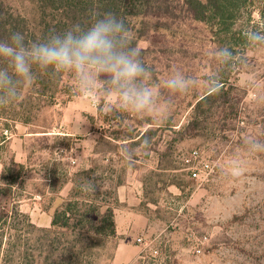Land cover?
Wrapping results in <instances>:
<instances>
[{"label": "rangeland", "instance_id": "374dc122", "mask_svg": "<svg viewBox=\"0 0 264 264\" xmlns=\"http://www.w3.org/2000/svg\"><path fill=\"white\" fill-rule=\"evenodd\" d=\"M4 1L16 13L35 17V0ZM258 7L248 9L236 28L264 31ZM134 34L153 109L121 108L117 92L105 95L100 81L108 77L101 75L90 93L57 101L28 123L0 118V184L9 189L0 212L15 207L33 215L37 227L50 228L45 220L70 199L74 174L94 165L108 189L122 181L136 194L132 207L148 222L142 234L161 252H144L134 264H264V151L254 152L250 143H264V43L228 41L212 24L187 19L139 18ZM221 48L230 49L231 58L217 55ZM177 72L188 80L185 93L166 86ZM225 75L230 86L201 102ZM103 103L113 105V114L101 111ZM144 138L151 143L147 151ZM193 149L210 162L207 181L187 173ZM125 150L134 154L133 167ZM236 164L245 171L233 178L229 171ZM203 236L208 242L197 252L196 238ZM119 243L117 235L105 241L101 264H113Z\"/></svg>", "mask_w": 264, "mask_h": 264}, {"label": "trees", "instance_id": "16d2710c", "mask_svg": "<svg viewBox=\"0 0 264 264\" xmlns=\"http://www.w3.org/2000/svg\"><path fill=\"white\" fill-rule=\"evenodd\" d=\"M256 3L261 23H264V0H35L33 19L16 13L0 0V40L7 39L13 32H21L26 43L31 44L52 30L63 32L76 23L86 29L97 14L113 12L124 20L136 47L139 37L134 34V22L139 18L187 19L212 24L228 41L235 38L245 41L249 28H236V25ZM5 66L6 62L0 61V67ZM34 72V83L21 90L20 99L0 106V118L28 123L34 113L54 106L57 101L67 103L80 94L78 80L68 71L44 73L34 67ZM229 83V75L223 76L216 86L219 91H212L201 102L217 99ZM96 172L93 165L74 174L70 199L54 210L50 228L37 227L15 207L10 211L2 210L0 264H101L105 241L117 235L114 206L119 201L116 190L108 189L106 179L95 176ZM88 180H94L97 185L93 193L86 190ZM6 184L10 185L5 183L4 186ZM120 185L122 181L116 184ZM8 190L0 184V198L6 196Z\"/></svg>", "mask_w": 264, "mask_h": 264}, {"label": "clouds", "instance_id": "9594fccd", "mask_svg": "<svg viewBox=\"0 0 264 264\" xmlns=\"http://www.w3.org/2000/svg\"><path fill=\"white\" fill-rule=\"evenodd\" d=\"M247 38L264 43V31H252ZM217 55L228 59L232 52L221 48ZM0 61L7 65L0 67V106L20 99L21 90L36 79L35 67L44 73L68 71L78 80L79 91L85 94L93 90L101 75H106L108 79L100 81L105 86V95L117 92L121 108L137 113L153 109V91L142 83L148 69L141 58V50L133 46L124 20L113 12L97 14L86 29L76 23L63 32L52 30L31 44L26 43L23 33L13 32L7 39L0 40ZM166 86L174 93H185L188 80L177 72L166 81ZM213 91H219V87H214ZM101 111L111 115L114 107L111 103H103ZM166 115L162 113L156 121L162 122ZM250 143L254 152L264 151V143ZM141 146L147 151L150 140L144 138ZM124 158L129 167L134 166L131 151L125 150ZM244 171L236 164L230 168L229 175L238 178ZM96 186L94 180H88L86 190L93 193Z\"/></svg>", "mask_w": 264, "mask_h": 264}, {"label": "crops", "instance_id": "0c3cea01", "mask_svg": "<svg viewBox=\"0 0 264 264\" xmlns=\"http://www.w3.org/2000/svg\"><path fill=\"white\" fill-rule=\"evenodd\" d=\"M119 208L115 209V224L120 243L115 249L113 264H134L141 257V248L135 240L147 229V218L136 208L132 207L136 194L126 185L116 186ZM123 205V206H122ZM33 220V215H30ZM52 218L45 220L44 226L51 225ZM35 222L39 223L37 220Z\"/></svg>", "mask_w": 264, "mask_h": 264}, {"label": "built area", "instance_id": "2783aa9c", "mask_svg": "<svg viewBox=\"0 0 264 264\" xmlns=\"http://www.w3.org/2000/svg\"><path fill=\"white\" fill-rule=\"evenodd\" d=\"M212 172V167L210 162L206 160L200 149H193L190 153L189 167L187 168V173L189 177L194 181L204 182L207 181ZM196 249L200 252L202 246L208 242V237L203 236L201 238H196ZM137 245L141 248V254L144 252H149L154 257H160L161 252L155 245L154 239L141 234L136 238ZM167 258V257H166Z\"/></svg>", "mask_w": 264, "mask_h": 264}]
</instances>
